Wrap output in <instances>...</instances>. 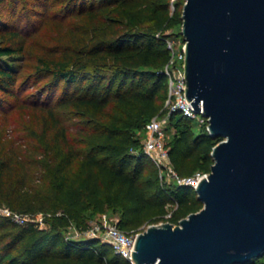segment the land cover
Returning <instances> with one entry per match:
<instances>
[{
    "label": "trees",
    "instance_id": "1",
    "mask_svg": "<svg viewBox=\"0 0 264 264\" xmlns=\"http://www.w3.org/2000/svg\"><path fill=\"white\" fill-rule=\"evenodd\" d=\"M31 1L33 17L64 24L29 74L33 85L45 79L32 102L46 116L28 126L23 149L0 140V206L42 213L47 225L0 213V264H131L99 237L69 238L64 230L86 229L107 209L118 214L120 229L142 230L160 220L178 223L202 206L192 184L161 179L135 134L167 111L174 170L180 176L210 170L221 137L206 122L195 130L194 118L164 105L167 39L176 38L166 29L181 25L184 0ZM1 35L0 56L24 54L19 28ZM17 80L16 67L0 63V92L16 97Z\"/></svg>",
    "mask_w": 264,
    "mask_h": 264
},
{
    "label": "water",
    "instance_id": "2",
    "mask_svg": "<svg viewBox=\"0 0 264 264\" xmlns=\"http://www.w3.org/2000/svg\"><path fill=\"white\" fill-rule=\"evenodd\" d=\"M185 95L220 136L194 185L202 206L150 223L135 264H248L264 253V0H184Z\"/></svg>",
    "mask_w": 264,
    "mask_h": 264
},
{
    "label": "rangeland",
    "instance_id": "3",
    "mask_svg": "<svg viewBox=\"0 0 264 264\" xmlns=\"http://www.w3.org/2000/svg\"><path fill=\"white\" fill-rule=\"evenodd\" d=\"M32 5L31 0H5L0 3V43L4 42L5 38L1 35V32L19 28L21 35L26 38V47L23 55L15 56H0V63L4 65H14L18 70V83L22 81V86L18 91L16 97L6 95L0 92L3 96L0 101V140L8 146L9 143L16 147H22L26 144V140L29 138L28 126H38L44 116L45 111L42 108H37L32 102L35 92H38L37 87L42 84L45 79H41L37 84L33 85L29 74L34 70V66L37 62V56L48 50L46 44L50 43L59 34V31L64 24L61 18L46 17V19H36L34 16V10H31L29 6ZM5 20V24L3 23ZM167 32L176 35L179 39L181 34V25L174 24L166 29ZM33 77V76H31ZM17 83V84H18ZM160 119H163V125L166 138H170L174 127L167 123V111H162L158 114ZM66 120V117H62ZM193 128L197 130L200 122L197 119H193ZM28 133V135H27ZM136 136L141 140L145 137L143 129L136 130ZM31 140V139H30ZM22 143V144H21ZM23 149V147H22ZM25 154H28L24 152ZM30 155V154H29ZM28 155V156H29ZM173 179L168 177V181ZM2 207L0 206V213H2ZM3 214V213H2ZM105 214L107 219L114 220L118 217L116 212L107 209L103 212L97 213L93 218H90L89 222L94 219H99ZM166 220H160L154 223H160ZM150 224V223H149ZM47 222H43V226H46ZM64 233L69 238H82L88 236L85 229H81L74 224H70ZM251 264H264V253L256 257Z\"/></svg>",
    "mask_w": 264,
    "mask_h": 264
},
{
    "label": "built area",
    "instance_id": "4",
    "mask_svg": "<svg viewBox=\"0 0 264 264\" xmlns=\"http://www.w3.org/2000/svg\"><path fill=\"white\" fill-rule=\"evenodd\" d=\"M167 47L170 49V57L164 65V72L167 76V96L164 102L169 110L179 108L187 116L197 119L199 122L208 123V116L202 112L193 109L190 100L185 95L186 78L184 71V39L181 38H168ZM143 131L145 137L141 140L143 150L154 162L158 168L161 179L168 181V177L178 183H188L193 186L197 183L198 179L205 173H196L188 176H180L172 167L168 155L167 138L163 125V119L158 115L152 116L144 125ZM3 214H9L17 222L23 223L26 221L37 222L43 226L44 214L37 213H22L11 210L6 206L2 207ZM118 217L114 220H109L102 215L99 219H94L89 222L85 229L88 236L99 237L112 245L115 252L122 254L127 258L131 264H135L132 260V250L134 249V242L137 233L141 230L124 231L117 225Z\"/></svg>",
    "mask_w": 264,
    "mask_h": 264
}]
</instances>
